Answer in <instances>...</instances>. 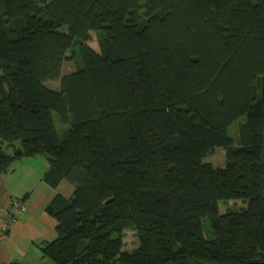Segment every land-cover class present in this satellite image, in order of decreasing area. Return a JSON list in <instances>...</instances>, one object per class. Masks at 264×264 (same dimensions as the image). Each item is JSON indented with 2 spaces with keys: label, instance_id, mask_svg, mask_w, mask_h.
<instances>
[{
  "label": "trees",
  "instance_id": "obj_1",
  "mask_svg": "<svg viewBox=\"0 0 264 264\" xmlns=\"http://www.w3.org/2000/svg\"><path fill=\"white\" fill-rule=\"evenodd\" d=\"M41 154L54 264H264V0H0V172Z\"/></svg>",
  "mask_w": 264,
  "mask_h": 264
},
{
  "label": "crops",
  "instance_id": "obj_2",
  "mask_svg": "<svg viewBox=\"0 0 264 264\" xmlns=\"http://www.w3.org/2000/svg\"><path fill=\"white\" fill-rule=\"evenodd\" d=\"M91 47L100 53L99 48ZM54 81L56 84L50 88L59 91L60 81L50 82ZM47 86H50L49 82ZM8 145L5 143L4 147L8 154H12L13 147ZM14 146L20 147L16 142ZM50 167L49 157L41 154L22 157L7 172H0V214L7 213L15 201L26 200L28 203L27 212L19 216L7 240L0 243V264H51L41 248L58 237V223L47 212V207L56 194L71 198L75 188L65 179L55 187L49 185L45 175Z\"/></svg>",
  "mask_w": 264,
  "mask_h": 264
},
{
  "label": "rangeland",
  "instance_id": "obj_3",
  "mask_svg": "<svg viewBox=\"0 0 264 264\" xmlns=\"http://www.w3.org/2000/svg\"><path fill=\"white\" fill-rule=\"evenodd\" d=\"M101 38V34L97 31H91L89 35L88 44L90 46H94L99 48V40ZM81 67L80 63V56L78 48H72L68 50L66 55V60L63 66V73H72L78 70ZM51 87L52 85L56 84V81L49 82ZM54 87V86H52ZM60 89V84H59ZM247 121L246 117L239 118L236 122L231 125L229 128V135L235 140L236 146H238V137L240 132V127ZM56 125L58 127L62 126L61 123L58 121L56 117ZM18 146L21 145L20 141L16 142ZM12 149H10V152ZM205 162L212 163L215 167H225L228 163V156L223 148H217L213 153L209 154L205 159ZM247 206V201L244 198H231V199H220L219 200V213L224 214L232 211H240ZM203 226H204V234L206 237L211 238L212 233L209 228V220L207 218L203 219ZM123 241H124V248L125 250L132 251L135 250L139 246V241L137 234L132 226H128L123 230ZM48 262L53 264L52 261L47 259Z\"/></svg>",
  "mask_w": 264,
  "mask_h": 264
},
{
  "label": "built area",
  "instance_id": "obj_4",
  "mask_svg": "<svg viewBox=\"0 0 264 264\" xmlns=\"http://www.w3.org/2000/svg\"><path fill=\"white\" fill-rule=\"evenodd\" d=\"M27 210V201L18 200L13 203L7 213L0 214V243L7 240L12 226L17 222L19 216L27 212Z\"/></svg>",
  "mask_w": 264,
  "mask_h": 264
}]
</instances>
